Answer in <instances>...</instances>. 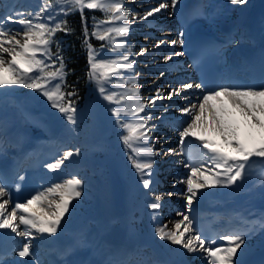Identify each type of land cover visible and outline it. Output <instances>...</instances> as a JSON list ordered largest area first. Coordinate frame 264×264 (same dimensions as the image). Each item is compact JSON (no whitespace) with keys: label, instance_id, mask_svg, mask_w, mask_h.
Wrapping results in <instances>:
<instances>
[{"label":"bare ground","instance_id":"6f19581e","mask_svg":"<svg viewBox=\"0 0 264 264\" xmlns=\"http://www.w3.org/2000/svg\"><path fill=\"white\" fill-rule=\"evenodd\" d=\"M145 1L146 3L141 6H148L150 8L156 5L154 2L157 0ZM191 2L195 5L199 2L203 3V0H177L174 8L170 2H167L169 3L167 9H169L168 12H170L171 16H164V11L160 13V16L166 19V23L170 29L169 32H163L162 34L172 36L173 40L177 41L175 45L162 44L164 49H166L165 47H169V50L175 51L174 57L170 59L172 62H169L168 66L172 64V68L176 67V57L177 66L182 67L183 73H185L184 77L187 79L195 80V75L191 70L189 61L182 55L183 47L199 32L208 31L216 34L220 37L221 42L234 38L235 34L243 35L246 30L261 33L260 36L264 37V0H246L244 5H233L230 0H210L205 13L202 8L199 9L197 7L193 9L190 15L181 16L179 11L183 7L186 8ZM37 4L38 0H6L3 11L7 8H21L23 5L34 10ZM211 12L213 13L212 15H210ZM0 17L4 16L0 14ZM6 23L8 27L14 24L11 21H6ZM124 23L129 24V28H131L136 21L131 23L127 21H115L111 24L100 23L97 30L102 33L108 27H120ZM229 30H233L232 33L225 34ZM181 31L185 33L183 37L179 35ZM244 38L243 40L233 41L225 49H223L225 46L220 49L222 62L219 65V69L224 78L232 80L236 74H240L236 66L245 65L249 61L250 57L246 59L240 57L248 49L246 37ZM180 39L184 41L182 45L179 43ZM114 44H123V40L115 37ZM177 53H180V55L176 56ZM230 53L238 55L235 64L228 60ZM120 55L121 51H116L114 52V56L107 58L105 56L103 60H117ZM122 69L127 71L125 67H122ZM127 74L129 75L126 72V76H128ZM164 78L157 83L160 84V93L169 99V93L178 88V82L183 79L181 76H177L172 83H166ZM112 79L113 76L107 79V83H109L106 86L107 94L125 89L112 86L110 84L112 83ZM127 81H132L133 83L137 79L129 76ZM227 85H231V83ZM183 86L184 84L179 88V90H183L180 95H176L174 99L168 100L165 105H162L165 110L164 112L170 113L168 117L172 120L171 124L175 130L168 129L166 134L162 133V138H159V133H153L149 128L147 130L148 141L151 138H155L156 141L150 144L148 141L136 140L133 145L141 149L151 148L154 153V156L151 157L154 160L153 169L150 170L151 177H145L151 180L150 190L143 188L139 173L132 166V161L128 159L130 155H135L132 153V150L121 148L120 153L108 157L110 150L103 141L96 143L95 151L90 150L93 144L88 146L82 152V158L77 162H63L49 170L45 168L46 165L44 164L42 168L38 169V171L42 170L44 172L41 182L50 177H59V179L55 183L47 184L44 190L37 189L36 194L44 192L46 199L40 203L33 202L28 208V213H34L44 220L54 219L51 216V211L54 210V203L58 202L60 197L56 194H49L46 190L52 185L63 184L68 180L67 174L77 169L82 170L84 168L90 171V174L86 176V183L84 184V186L89 188V191H85V198L83 195H80V197L71 201L69 212L65 213L61 219V223L57 227L55 234L39 233L36 229L32 228L28 229L32 235L25 237L18 236L11 229H0V250L10 252L9 255H11L7 256L8 258L6 259L0 260V264H34L35 262L38 264H51L54 261L52 258L58 259V262L63 261V264H101L103 260H105V264H109V261L124 262L130 255V245L136 247V251L141 254L140 260H135V263L144 262V260H165L167 258L171 261V264H207L206 253H202L199 247H197L195 253H189L187 249H183L180 245H174L170 241L161 240L156 234V228L168 225V229L174 230V222L182 220L183 215H187L192 220L190 231L185 233V236L189 237L197 234L194 226H197L204 217H214V219L219 220L220 217H217V215L225 211L232 213L235 221L239 222L247 219L253 222L254 227H257L259 222L264 220V163H261L259 158H251L254 162L247 168L242 180H238L234 185L222 183L199 189L196 198L193 199L192 205L188 206L186 181L187 177L191 175L193 165L199 167L200 171L204 172L205 175H211L210 171H206L211 169V161L204 155L207 149H203L201 146L197 153L198 158L195 161L189 158V153H185V149L189 148L191 150L194 143L200 145L199 140L193 141L195 137L186 138V143L183 146L180 143L179 133L183 128H179L185 124L184 120L187 118L180 112L179 108L190 107L189 102L191 104L199 103L201 95L204 94L202 89H184ZM8 89H0V187L4 188V195H0V203L7 201V211L11 212L15 206L12 194L16 192L20 193L23 188L17 184L18 178L13 177V174L21 161L26 160L25 155L27 151L25 147L33 135L39 132L42 136L38 142V147L29 156L30 160L28 159V161L23 163L22 169H20V173L23 174L20 177H23V179H27L36 170L29 168L30 164L38 160L43 161L47 156L50 158L54 157L57 149L56 146L48 150L45 147L47 144H57V147L63 148L67 146V139L64 133L61 136L55 134L58 129H61L60 126L52 122V124H47L43 115L44 113L37 114V112L33 111L32 107L34 104L32 105L29 99L27 101L19 99L16 95L17 93L15 94L13 91L8 92ZM167 90H169L168 93H166ZM185 94L188 96V100L182 97ZM140 96L141 94H131L128 99L133 98L135 102L139 101ZM134 102L132 101V104ZM210 103L217 109H220L222 106L219 101H211ZM109 104L111 107L114 106V103ZM6 107L17 110L20 116L18 124L11 123L3 117V111ZM132 107H135V104L134 106L127 105L126 109ZM223 107L226 109L222 113L225 120L240 133V139L246 144H251L252 142L258 144L260 140L259 127L246 126L244 117L241 116L239 111L234 110L231 106L228 108L227 103ZM112 108L109 107L106 114H111ZM178 109L179 111H177ZM89 112V107L83 108L80 117L84 118ZM141 114L139 113V116L136 117L139 119ZM136 117L134 116L135 122L138 120ZM205 117L206 119L208 118L207 113H205ZM111 129L115 134L119 130L113 127ZM248 133H251V135H248ZM197 136H203L205 139L213 141L214 146L220 148L222 151L232 152V149L225 144L221 135L211 127L202 126L200 129H197ZM164 138L169 141L175 139L172 142L174 146L169 148L172 149L171 152L165 149L164 145L159 142V139L163 140ZM187 145H190V147H184ZM17 151L20 152L18 156H16ZM209 155L211 154L209 153ZM54 159H56L55 165L58 161H61L57 158ZM118 159H122V167L119 166ZM140 159H149V157H140ZM198 160H201V162L198 163ZM92 162H95V166H92ZM177 162L182 163L180 170L176 173H179L182 181L169 192L162 186H159L154 191L152 186L155 185L157 179L154 178V181H152V177L156 171H160L166 166H177ZM109 167L116 170L121 181L120 186L116 187L112 184L108 171ZM97 168L99 169V173L95 174L94 171ZM211 171L217 170L211 169ZM219 179L224 181L226 177L221 176ZM201 182L202 177L199 179L194 178V183ZM27 186L30 187L31 185ZM97 189L98 192L96 191ZM156 195L167 198V203H171V206L176 209H183L186 203V212L183 215L180 212H163V199L159 202L161 207L153 210L150 204ZM31 198H28V200H31ZM27 201L19 203L25 204ZM50 201L53 202V208H49ZM28 213L18 210V215H27ZM24 226L21 224L18 231H25ZM73 230H76L75 234L70 233ZM181 231H183V225L181 226ZM25 243L29 244L31 254L22 257L19 255V252ZM246 244L247 254L244 257L246 264H263L264 231L260 229L252 239L246 241ZM65 246L67 248L74 246V250H69L65 256H59V253L63 251ZM241 247L243 248L244 246L242 245ZM237 251L239 252L240 250L238 249ZM111 253L114 255L111 256Z\"/></svg>","mask_w":264,"mask_h":264},{"label":"snow or ice","instance_id":"6c2138e0","mask_svg":"<svg viewBox=\"0 0 264 264\" xmlns=\"http://www.w3.org/2000/svg\"><path fill=\"white\" fill-rule=\"evenodd\" d=\"M230 2L233 5H244L246 0H230ZM170 3L174 8L177 0H170ZM56 7H59L64 15L72 11H79L82 20H84V9L100 10L106 16V19L100 22L104 24H111L115 21H128L129 16L125 15L126 10L131 11L133 19L138 14L134 10L127 8L125 0H60L59 3H54L53 0H45L44 6L41 7L40 11L34 14L29 13L32 16L31 19L24 18L23 14H18V19H14L12 15L0 17V89L10 88L14 85L35 89L51 102L53 108H57L59 112L65 114L70 124H76L75 114L77 108L74 106L75 101L71 99L76 93L74 90L69 92L63 90L62 85H64V78L67 75L65 71L66 64L59 42L55 40L57 31L69 32L71 29L68 27L66 20L54 22V18L49 14V9L55 10ZM168 7L169 3L161 2L158 7L146 10L145 14L139 18L142 20L147 19L153 16V14L161 13V10H165ZM41 13L48 14V21L52 23L34 22L37 20L42 21ZM6 21L18 23L23 28L19 31H13L7 26ZM98 27L99 24L94 25V28ZM129 27V24L124 23L120 27H108L102 33L94 30L91 35L96 36L101 41H105L110 39L113 33L117 36L127 35ZM184 34L183 31L179 33L180 37H183ZM88 35V29L85 25V39L83 43L87 47L89 64L91 66L90 79H95L99 83L101 79L107 80L113 74L119 73L122 67H130L128 64H121V61H129V57L123 54L117 60L97 59L92 45L88 42ZM183 42V39H180L179 43L181 45ZM170 43L175 45L177 41L172 40ZM52 44H56L57 50L54 53L51 51ZM101 47H104V45H101ZM116 47L123 48L124 45L118 44ZM112 50L114 51L115 48ZM128 51H131V48ZM146 51L147 49L145 48L140 49L141 54ZM5 53L10 59L5 58ZM176 55H180V53ZM44 58L52 60V64L46 63ZM165 59H171V57H165ZM131 63L134 64L136 61L133 60ZM100 69L104 71L100 75H97ZM183 87L184 89H206V86L202 83H185ZM99 91L104 100L121 105V107L111 109L112 114L117 118L121 117L122 112L124 115L132 116H139V113H145L147 118H140L135 123L119 119L117 123L127 130L128 134L123 135L121 139L124 145L135 154L130 155L128 159L132 161V166L139 173L143 188L150 190L151 180L145 177H151L150 170L153 169L154 164V160L151 157L154 156V153L151 148L141 149L133 145L136 140L148 141L147 128L148 121L152 119V113L150 111L146 112V105L138 100L134 102L135 107L126 109L122 105V101L128 99L125 94H118L116 92L105 94L103 85L100 86ZM130 91L133 95H139L138 89L133 88ZM182 91L173 90L169 95H180ZM159 98L158 95L157 99ZM184 99L188 100L186 94L184 95ZM211 101H219L222 105L221 108L217 109L210 103ZM149 103L155 105L156 101L150 100ZM189 103L190 107L185 106L180 108V112L187 118L184 120L186 126L179 133L180 143L183 146L186 143V138L195 137L200 141L199 146L207 149L204 155L211 161V169L217 170L211 171V169H208L206 171H210L211 175H205L204 172L200 171L199 167H192L191 175L187 177L186 181L188 194L186 195V199L190 207L199 189L222 183L234 185L238 180H242L247 168L254 162L251 158H259L260 162L264 163V77H262L258 84L244 86L220 85L217 88L205 91L199 103ZM225 103L240 112L241 116L244 117L246 126L259 127L260 140L258 144L256 142L246 144L240 139V133L230 126L222 114L226 111L223 107ZM205 113L208 114L207 119ZM202 126L211 127L217 131L224 139L225 144L232 149V152L222 151L220 148L214 146L213 141L205 139L203 136H197V129H200ZM248 135H251V133H248ZM168 151L171 152L172 149ZM76 154H79L78 150ZM71 156H73L72 151L65 152L64 154V158ZM140 157H149V159H140ZM61 163H63V159L58 161L56 165L50 164L48 167L55 168ZM221 176L226 177V180L222 181L219 179ZM200 177H202V182L194 183V178L199 179ZM81 184L82 181L73 176L63 184H56L46 190L47 193L56 194L60 197L59 201L54 203V210L51 211V216L54 219L50 220L41 219L34 213H28V208L33 202L40 203L46 199L44 192L37 193L25 204H15L11 212L7 211V201L0 203V229H11L18 236L25 237L32 235L28 230L32 228L36 229L39 233L55 234L57 227L61 223V219L65 213L69 212L71 201L80 197L81 192L79 188ZM0 195H4L3 187H0ZM162 199V196L156 195L150 207L153 210L160 208L161 204L159 202ZM49 208H53V202L51 201L49 202ZM18 210L28 214L18 215ZM21 224L26 226V230L23 232L18 231ZM191 224L192 220L189 216L183 215L182 220L174 222V230L168 229V225H163L162 227H157L155 231L161 240L170 241L174 245H180L183 249H187L189 253H195L197 247H199L202 253H206L207 264H246L244 259L247 254L246 240L255 229L247 232L234 231L222 233L214 238H201L200 234L186 237L185 233L190 231ZM182 225L183 231H181ZM260 228L264 231V221L261 222ZM218 241L226 242V244L217 243ZM242 245L244 246L243 248L241 247ZM238 249L240 250L239 252L237 251ZM30 254L29 244L25 243L19 255L23 257ZM109 264H133V262L131 260L126 262L109 261Z\"/></svg>","mask_w":264,"mask_h":264},{"label":"rangeland","instance_id":"374dc122","mask_svg":"<svg viewBox=\"0 0 264 264\" xmlns=\"http://www.w3.org/2000/svg\"><path fill=\"white\" fill-rule=\"evenodd\" d=\"M164 1L170 2V0H157L156 2H154L156 5L153 7H158L159 3ZM5 2L6 0H0V14H2L4 17H7L8 15H12L14 19H18L19 18L18 14H23L24 18L31 19L32 16H30L29 13L34 14L35 12L40 11L41 7L44 6L45 0H40V1L38 0V4L34 10L29 8L28 6L23 5L21 8H17V9L5 8L6 10L3 11ZM125 3L128 9L134 10L138 14L137 17L133 19L131 15V11L126 10L125 15L129 16V20L127 22L131 23L136 21V23H134L131 26V28H129V33L125 36H117L113 33L110 39L105 40L106 42H108L110 47L101 49L99 55H97L96 58L103 60L105 59V56L106 58L109 56H114V52L116 51H121V54L127 55L129 57V61L121 62V63L128 64L130 65V67H125L127 71L121 68V71L119 73L113 74L112 75L113 79L111 81L112 83L110 84L114 87L125 88L124 90L118 91L116 93L125 94L127 95V97H129L132 94V93L128 94V92H131L130 91L131 89L135 88L139 90V94H141V96L139 97V101H142L146 105V112L150 111L152 113V119L148 121L147 130L150 128L151 132L157 134L159 133L160 135L159 138H162L161 137L162 133L166 134L168 129L173 131L175 130L171 124L172 120L168 117L170 113L164 112L165 110L163 109L162 105H165V103L168 102V100L174 99L176 94H172L169 97V99L165 98L164 94L160 93V84L157 82L162 81L163 80L162 78L165 77L164 79L166 80V83L168 82L172 83V81L175 80L177 76H181L183 80H180L178 82L177 84L178 88H175L174 90H179V88L187 82L193 84L196 83L195 80L193 82V80L190 79L187 80V78L184 77L185 76V74L183 73L184 70L182 69V67L177 66L178 62L176 57H175L176 67L172 68V64H170L171 66L170 65L168 66V63L172 61H170V59L169 60L165 59V57H171V58L174 57L175 51L169 50V47H165L166 49H164L162 45L164 43L170 45L171 44L170 41L173 40L172 36H167V34H162L163 32L166 33L170 31L169 26L166 23L167 22L166 19H164V17L162 18V16H160V13L153 14V16L148 17L147 19H143V20L140 19L139 17L144 15L146 10L152 8V7L149 8L148 6L147 7L141 6L146 3L145 0H125ZM207 3H209L208 0ZM86 10H90V9L86 8ZM161 11H164V16L170 15V12H168L169 9H165ZM49 14L54 18V22H58L59 18L57 17L58 15L56 14V8L55 10L49 9ZM41 17H42V21L37 20L34 22L52 23L48 21V14L41 13ZM101 21L103 20L98 21L97 24H100ZM9 27L13 31H19L23 28V26L19 25L18 23H14L13 26H9ZM94 30H97V28H94ZM94 37L97 39L96 36ZM115 37H118L121 40H123L124 47L121 50H119L120 48L116 47V44H114ZM161 41H163V43H161ZM157 45H159V47H157ZM113 48H115L114 51L112 50ZM129 48H131V51H128ZM141 48H145L147 49V51L141 54L140 53ZM4 55L6 59H10V57H8L6 53ZM44 59L46 60V63L52 64L51 60L47 58ZM133 60H135L136 63L132 64L131 61ZM103 71H104L103 69L98 70L97 75H100V73H102ZM126 72L129 73V75L127 74L128 76H126ZM129 76L136 78L137 81H133V83L132 81L128 82L127 79ZM101 85H103V87L105 88V94H107L106 86L109 85V83H107V80L101 79L100 82L98 83L95 79H92L91 91H92L93 100L92 102L88 103L85 106L90 108V112L84 118H81L79 114L76 117V124H70L66 121H63V116L59 113V110L57 108H53L51 106V102L48 101L47 98L44 97L41 92L35 89H29L20 85H15L9 88L8 92L13 91L15 94L17 93L16 94L17 97H19V99H22L24 101H27V99H29L32 105L34 104L32 107L34 112H37V114L44 113L43 115L47 124L53 123L55 125L62 127L63 133L64 135H66L65 137L67 139V146L63 148H59L57 147V145H53L49 143L46 145V148L48 150H51L53 146H56L57 149L55 151L54 158L60 160L63 159V162L66 163L70 161H74V162L79 161L82 158V152H84L87 149V146H90L91 144L99 141H103L107 144L110 150L108 157L120 153L121 148L125 150H131L124 145L121 139L123 135L128 134L127 130L121 127V125L117 123V120L119 119L121 121H125V122L130 121L135 123L134 121L135 118L132 115H124L123 112L121 117L119 118L115 117L112 114V112L109 115L106 114L109 107L110 108L121 107V105L114 104V106L111 107L109 104L110 102L104 100L103 96L99 91ZM168 92L169 90H167L166 93ZM158 95L160 97L159 99H157ZM182 97H184V95ZM129 99L122 101V105L125 108L127 105L134 106V104H132V101L134 102L133 98H131L130 100ZM201 99H202V95H201ZM150 100H155L156 101L155 105L149 103ZM230 106L231 105L228 104V108ZM179 109L177 111H179ZM140 118L146 119L147 117L145 113H142L139 119ZM136 119L138 118L136 117ZM185 126L186 124L182 125L179 129H182ZM112 127L114 129H119L118 132H116V134L111 129ZM109 131L112 132L110 133ZM166 138H164L163 140L159 139V142L164 145L165 149L169 150L170 147L174 146L172 142L175 139L173 141H169L166 140ZM155 141H156L155 138H151V140L148 141V143L152 144ZM77 150L79 151L78 155L76 154ZM68 151H72L73 156L69 158H64L65 152ZM54 158L52 161L48 163V165L50 164L55 165L56 159ZM118 164L120 167H122L123 165L122 159H118ZM176 164L177 166H173V167L170 166L163 167L164 173L162 174L161 177L163 183L162 184L160 183L161 185L159 186L165 187V190L167 192H169L173 187L175 186L177 187L178 183L182 181L180 179L179 173L176 174L177 171L180 170V166L182 165V163L177 162ZM92 166H95V162H92ZM77 170L79 171L77 172ZM77 170L71 173L76 172L75 177L82 181L79 190L81 192V195L84 196L86 194L85 191H89V188L84 186V184L86 183V176L90 174V171L84 168L82 170L80 169ZM161 171H156V173L152 177L153 178L152 181H154L155 176H158ZM67 178L70 179L72 177L69 176ZM53 186L54 185H52L51 187ZM153 190L156 191L155 189ZM96 191L98 192V189ZM166 200L167 198H163V202H164L162 205L163 212L171 211V213L180 212L181 214L186 212L187 210L186 203L184 204L183 209L182 208L176 209L171 206V203H167ZM34 264H38V263L35 262Z\"/></svg>","mask_w":264,"mask_h":264},{"label":"trees","instance_id":"16d2710c","mask_svg":"<svg viewBox=\"0 0 264 264\" xmlns=\"http://www.w3.org/2000/svg\"><path fill=\"white\" fill-rule=\"evenodd\" d=\"M60 0H53L54 3H59ZM56 13L60 16L61 20H66L68 27L71 29L69 32L57 31L55 34V40L59 42L60 49L65 58L67 75L64 78V85H62L65 92L75 91L76 95L71 97L75 101V107L78 113L83 106L92 100V79L89 78L91 66L88 59V51L86 45L83 43L84 27L88 29V42L92 45L94 55L101 48V45L108 46L106 41L97 40L91 35L93 31V25L95 23L94 17L105 19L106 16L100 10L90 11L84 9V20L81 19L79 11L69 12L64 15L60 11L59 7H56ZM56 44H52V52H56ZM58 66V62H57ZM66 85V86H65ZM64 121H67L65 114L61 113Z\"/></svg>","mask_w":264,"mask_h":264},{"label":"water","instance_id":"95a60500","mask_svg":"<svg viewBox=\"0 0 264 264\" xmlns=\"http://www.w3.org/2000/svg\"><path fill=\"white\" fill-rule=\"evenodd\" d=\"M4 116L9 120L12 121L13 123H19L20 122V116L19 113L10 108V107H6V109L3 111ZM110 174H111V181L112 184L114 186H120L121 185V181L119 179V176L117 174V172L113 169V168H109Z\"/></svg>","mask_w":264,"mask_h":264}]
</instances>
